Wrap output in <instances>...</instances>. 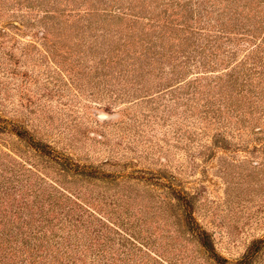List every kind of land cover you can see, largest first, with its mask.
Returning <instances> with one entry per match:
<instances>
[{"label": "rangeland", "instance_id": "374dc122", "mask_svg": "<svg viewBox=\"0 0 264 264\" xmlns=\"http://www.w3.org/2000/svg\"><path fill=\"white\" fill-rule=\"evenodd\" d=\"M89 2L95 12L87 5H70L59 17L63 22L58 25L64 26L66 33L70 23L87 24L89 20L91 25L117 35L105 41L107 44L123 40L122 33L115 31L120 22L130 24V30L137 34L147 29L144 25H158L159 17L154 12L162 9L153 4L138 6L139 0ZM192 4L195 6V0ZM71 8L89 11L79 16L81 13L67 12ZM260 8L264 9V0H258ZM124 11L129 15L120 21L119 14ZM91 12L95 14L87 17ZM182 14L174 17L180 34H184L182 25L190 22ZM37 19L28 8L0 9V118L20 124L29 130L28 136L51 144L56 149L55 156L69 155L76 164L94 165L120 176L104 180L69 173L47 157L37 155L9 129H0V264L54 263V252L47 253L46 247L37 245V256L31 257L20 240L43 236L51 232L52 224L61 228L60 223L65 225L69 220L77 225L74 234L66 228L60 231L56 225L52 233H68L79 241H74L72 248L62 243L61 236L52 242L60 239L56 248L72 253L73 249L77 251L76 243L80 242L79 248L83 250V242H88L87 260H78L77 264H160L157 256L143 255V251L132 249L130 242H123L126 232L149 241L150 250L169 264H216L188 229L180 206L171 200L164 185L168 175L177 178L173 184L178 190L196 194L195 218L213 235L217 251L230 262L238 263L255 239L264 238V134L245 129L244 133L234 134L229 145L214 146L210 156L193 151L195 158L190 160L189 150L199 148L201 141L207 139L198 136L191 141L184 136V125H195L196 132L201 125L197 114L187 117V105L182 100L170 101L173 110L167 113L162 103L166 101L156 98L111 106L106 98L119 90H103V84L73 89L69 62L78 58L72 48L75 38L63 40L58 27L55 34L44 39ZM12 21L18 27L9 23ZM70 29L68 32L75 34ZM166 39L172 41L171 37ZM227 46L236 47L228 43ZM247 52L239 48L233 62L245 58ZM164 67L170 70L172 65ZM224 67L228 66L215 70ZM98 72L96 81L101 83L103 70ZM188 104L196 110L205 105L200 99H191ZM84 105L90 108L85 109ZM125 107H132L133 113L122 116L120 110ZM101 113H107L108 118H100ZM135 115L139 123L134 122ZM133 158L139 162L130 163ZM84 202L94 214L84 209ZM80 233L82 236L76 238ZM92 252H101L105 257L92 261ZM60 256L63 264L67 263L64 255ZM251 264H264V247Z\"/></svg>", "mask_w": 264, "mask_h": 264}, {"label": "trees", "instance_id": "16d2710c", "mask_svg": "<svg viewBox=\"0 0 264 264\" xmlns=\"http://www.w3.org/2000/svg\"><path fill=\"white\" fill-rule=\"evenodd\" d=\"M139 1L141 2L138 3V6L153 4L156 7H162L161 11L154 12L159 17L158 25H150V27H147L148 24L144 25L143 27L147 29L134 34L130 30V24L120 22V26L115 31L122 33L123 40L119 39L116 43L108 44L105 41L115 38L117 35L111 33L110 30L104 31L105 29L101 30L98 26L91 25L89 20L87 24L75 22L67 25V32L71 28L70 30H73L75 34L65 33L64 26L61 29L58 25L63 22V19L60 20L59 17L64 15L65 8L70 5H87L90 6L91 11L95 12L96 8L93 7V4H88L89 0H0V9L3 6L28 8L29 13L35 14L38 23L42 25L44 39L55 34L54 29H58V27L62 32L63 40L75 38L72 41V48L77 51L76 57L78 58L74 62H69V70L73 75V89L78 90L86 84L94 86L103 84V90H119L114 92V96L106 98V103L111 106L119 102L133 104L138 101H152L156 98V100L166 101L162 103L167 113L173 110L170 101L179 102L182 100L187 105V117L197 114L200 119L197 121L201 125L199 132H196L195 125H184V136L191 141L198 136H201L199 138L201 140L202 137L207 139L201 141L199 148L189 150L190 153L192 152L189 154L190 160L195 158L193 151L210 156L209 151L213 153L214 146L229 145L230 138L235 137L236 133H244L245 129L254 134H264V120H262L264 118V9H258V0H246L245 2L195 0V6H193L192 0ZM62 3L65 4L62 5ZM127 8L130 9L129 6ZM87 11L89 10H84V12ZM67 12L78 11L71 8ZM84 12H78L81 13L79 16H83ZM182 12H184L183 19H190L189 23L186 22L187 24L184 23L181 27L184 34H180L176 30L177 24L174 21L175 15ZM94 14L91 12L86 16ZM127 15L129 14L126 11L119 14L120 21ZM15 21L9 23L18 27ZM19 23L22 22L19 21ZM156 34H161L160 38ZM139 37L141 38L138 40ZM168 37H171L172 41L166 39ZM227 43L236 45V47H229ZM239 48L248 51L246 57L233 62L238 56ZM88 60L90 62H86ZM166 64L172 65L170 70H165ZM222 66L228 67L215 70ZM87 68L89 71L86 70ZM59 69L64 75V70ZM101 69L103 78L100 83L96 79L100 75L98 71ZM193 69L198 71L193 72ZM91 95L95 98L94 92H91ZM130 98L131 100L126 101ZM102 99L105 100V97ZM191 99L203 100L205 105L196 110V107L188 104ZM97 102V100L94 101V103ZM83 107L90 108L89 105ZM131 108H122L120 110L122 116L132 114L133 109ZM167 116L163 115L164 118ZM133 119L134 122L139 123L138 116L135 115ZM0 122V129H9L35 150L37 155L47 157L49 162L59 165L64 171L104 180H116L120 176V173L105 172L94 165L76 164L69 155L68 157L55 156L56 149L51 144L28 136L29 130L22 128L20 124L9 122L6 118H0ZM100 137L103 139V136ZM262 146L264 147V145ZM138 162V158H133L130 161L134 164ZM126 177H130V175H126ZM161 178L163 177L161 176ZM165 179L167 182L164 185L169 191L171 200L182 209L188 229L203 246L210 259L216 264H251L255 260L264 247V238L255 239L248 253L238 263L230 262L217 251L213 235L195 218L196 194L178 190L173 184L177 180L173 175L165 176ZM62 190L68 191L65 187H62ZM68 192L70 194L68 196H72L70 191ZM84 206L85 210L94 214L91 206L87 204ZM60 224L63 227L60 228L57 223L52 224L51 232L43 236L22 238L20 243L26 249V253H30L31 257L37 256L36 251L39 247L36 246L40 245L46 247L47 253L54 252L51 253L54 263L59 261L60 264L64 263L60 254H63L67 259L65 264H77L78 260L85 262L90 250L88 242H83L86 248L83 250L79 248L80 242L76 243L77 251L73 249V253L63 252L56 248L57 243L61 244L58 241L60 239L55 243L52 242V240H56L57 236H61L62 243L72 248V243L76 240L79 241V239L74 240V237L68 233L66 235L52 233V230L55 232V228H53L55 225L60 231L66 228L71 234H74L72 232L77 227L73 220L67 221L65 225L64 222ZM126 233L123 242H130L132 249L143 251V255L148 253L153 257L157 256L155 259L160 264H169L168 260L160 254L150 250L149 241L143 238L139 240L128 232ZM76 236V238H80L82 235L80 233ZM145 247L148 249L144 250ZM98 253L92 252V261L102 260L104 254ZM103 263L99 262V264Z\"/></svg>", "mask_w": 264, "mask_h": 264}, {"label": "water", "instance_id": "95a60500", "mask_svg": "<svg viewBox=\"0 0 264 264\" xmlns=\"http://www.w3.org/2000/svg\"><path fill=\"white\" fill-rule=\"evenodd\" d=\"M99 116L100 118L107 119L109 115L107 113H101Z\"/></svg>", "mask_w": 264, "mask_h": 264}]
</instances>
